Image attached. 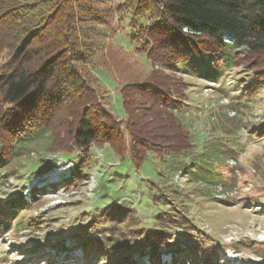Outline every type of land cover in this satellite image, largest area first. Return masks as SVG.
<instances>
[{
  "label": "trees",
  "instance_id": "obj_1",
  "mask_svg": "<svg viewBox=\"0 0 264 264\" xmlns=\"http://www.w3.org/2000/svg\"><path fill=\"white\" fill-rule=\"evenodd\" d=\"M80 1L0 2V52L7 50L0 58V173L8 164L22 163L37 153L41 159L76 155L70 183L79 188L94 162V148L109 147L123 162L130 160L136 170L153 156L174 165V176L186 167L187 186L164 182L154 200L164 208H157L151 216L157 228L131 230L127 239L121 235L125 231L116 232V225L124 230L140 225L141 220L129 207L108 211L112 233L103 235L95 229L92 241L84 244L82 240L78 247L86 257L109 259L115 257L111 252L134 246L133 252L148 248L152 260L160 264L162 250L172 247L173 238L182 237L186 248L177 245L174 250L178 264H219L220 255L229 249L264 259V243L249 236L221 240L217 231L202 226L192 214L193 210L202 213L206 203L217 208L236 203L226 194L240 182L237 168L228 162L237 159L238 152L230 138L222 137L223 143L213 137V147L202 156L197 149L201 135L194 136L182 115L192 102L186 75L201 72L208 82L217 84L224 78L222 68H235L244 90L231 97V107L238 109L231 118L235 128L230 135L247 130L264 137V116L257 124L239 117L243 108L250 113L246 106L255 105L257 88H264V0H127L133 11L129 46H135L152 67L150 77L137 87L144 110L141 118L135 113V89L130 85L120 91L124 115L120 117L108 107L106 90L90 71L100 47L91 42V31L85 25L95 19L78 6ZM143 19L149 23L138 25ZM225 36L233 40L227 41ZM215 89L231 93L222 85ZM39 145L43 149L38 150ZM214 161L221 165V172H212ZM36 194L43 191L33 190V202L38 199ZM252 200L255 202V197ZM256 202L259 204V199ZM11 204L0 205L2 233L29 231L40 224L39 218H21L20 214L32 208L29 201L20 197ZM259 207L258 211L264 210V204ZM216 211L208 214L207 220L221 216ZM166 224H172L174 231L169 232ZM114 264L136 263L118 259Z\"/></svg>",
  "mask_w": 264,
  "mask_h": 264
},
{
  "label": "rangeland",
  "instance_id": "obj_2",
  "mask_svg": "<svg viewBox=\"0 0 264 264\" xmlns=\"http://www.w3.org/2000/svg\"><path fill=\"white\" fill-rule=\"evenodd\" d=\"M0 2L4 3L5 0ZM128 2L127 0H81L78 6L86 9L87 12H92L93 16L89 13L90 18L103 20L101 23L93 20L87 22L85 26L91 31V42L100 47L93 58L94 64L90 67V71L106 90L108 107L122 117L124 113L120 91L123 86L130 85L135 89L133 92L135 113L141 118L144 110L137 87H141L138 85L150 77L152 67L147 58L136 51L135 46H129L133 35L131 29L133 11L128 6ZM148 23V19H143L138 25L145 26ZM225 39L231 41L230 36H225ZM5 53L7 50L2 49L0 58ZM180 68L184 70L183 66ZM222 69H224V78L217 84L208 82L200 75L201 72L186 75L187 81L191 84L188 93L192 102L189 108L184 109L185 114L182 115H184V123L194 136L197 133L201 135L197 149L202 156H206L213 147L211 141L213 137L218 142L223 141L222 137H228L232 141L229 143L237 147V159L232 161L230 159L228 162L237 168L236 173L240 182L226 194L235 198L236 203L227 205V208H217L206 203L202 213L193 210L192 214L197 215L202 226H209L211 230L217 231L219 237L223 238L221 240L249 236L258 243H264V210L258 211L259 206L264 204V137L258 138L261 134L257 135L255 132V135H251L247 130L238 133L240 135H230L235 128L231 118L236 117V109H238L237 106L231 107V97L243 93L244 81L241 80L237 69ZM221 85L222 89L231 92L228 93L231 94L230 96L215 89ZM253 99L256 104L246 106V110L250 107V113L243 112V108L239 112V117L257 124L264 116V88H257ZM37 149L43 148L39 145ZM92 153L94 162L88 170L83 185L79 188L70 183L78 161L76 155L69 158L62 155H47L41 159L37 153L32 155L31 159H24L22 163L15 161L3 168L0 173V205H12L14 200L22 197L32 204V208L20 214L21 218L25 220L39 218L40 224L30 228L29 231L20 230L22 232L16 233L14 230L12 234L2 233L0 226V264H62V260L69 256L85 261L82 251L75 246H78L82 240H85L84 244L92 241L95 237L93 235L95 229L99 232L103 231V235H111L112 231L109 227L112 223L106 216L108 211L116 209V206L129 207L141 220L140 225L124 230L116 225L118 234L120 231H125L121 234L125 239L131 235L129 233L131 230L156 229L155 218L151 216L154 213L156 215L157 208H164V204L158 207L154 202L164 182L168 180L171 184L182 188L187 186L189 181L185 173L186 167L182 168L184 171L182 174L174 176L176 172L174 165H168L169 163L161 162L159 158L153 156L143 168L136 170L130 160L123 162L109 147L94 148ZM128 155L127 152V157ZM198 161L199 157L195 162ZM214 163L212 172L214 173L215 170L221 172V165L215 161ZM183 165L188 164L183 163ZM260 166L263 168L261 171L257 170ZM40 171L45 172L41 174ZM161 173L163 174L160 175ZM162 176L166 180L162 179ZM34 188L44 190L43 195L36 194L38 199L35 202L31 198V190L33 191ZM220 197L224 198L225 195L221 194ZM253 197L256 199L255 202L252 200ZM258 199L259 204L256 202ZM213 211L221 216L207 220L206 216ZM171 225H165L169 232L174 231ZM76 234L83 238H76ZM170 242L172 247L162 250V255H165L163 260L166 263L172 260L177 245L186 248L183 244L186 240L182 237L173 238ZM66 247L70 251L73 250L70 249L71 247L74 248L71 254H66L65 251L68 250ZM123 248L122 251L111 252L115 257L111 256L106 260L99 258L91 263L114 264L118 259H125L130 262L138 261L140 264H151L148 248L144 252H133L134 246H130L129 249L128 246ZM246 258L249 259L245 260ZM220 263L264 264V259L260 255L246 254L245 251L241 254L230 252L221 258Z\"/></svg>",
  "mask_w": 264,
  "mask_h": 264
}]
</instances>
